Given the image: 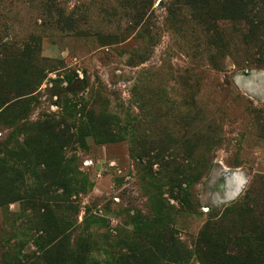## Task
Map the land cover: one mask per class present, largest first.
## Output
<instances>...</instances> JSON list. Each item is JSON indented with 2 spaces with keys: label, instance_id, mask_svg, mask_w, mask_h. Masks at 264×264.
Segmentation results:
<instances>
[{
  "label": "rangeland",
  "instance_id": "1",
  "mask_svg": "<svg viewBox=\"0 0 264 264\" xmlns=\"http://www.w3.org/2000/svg\"><path fill=\"white\" fill-rule=\"evenodd\" d=\"M144 3L149 7L142 0H0V42L37 38L45 76L28 104L0 109V174L14 168L12 180L22 179L17 200L0 206V264L37 252L50 214L67 229L91 232L87 264H117L128 244L147 248L151 241L174 248L160 264H203L195 241L221 242L222 233L239 231L241 219L225 211L252 188L253 215L264 229V2L246 11L236 2L230 10L238 18L245 11L256 27L249 35L250 25H241L249 35L242 41L237 23L219 21V35L202 23L213 0ZM82 110L111 123L65 149L66 170L78 176L70 179L82 184L70 181L74 192L60 203L57 171H42L38 181L30 173L35 144L44 141L35 125L52 117L79 133ZM198 132L204 138L191 139ZM157 150L185 165L174 182L195 177L190 195L177 197L160 175ZM238 176L242 187L227 199ZM206 223L211 227L202 228Z\"/></svg>",
  "mask_w": 264,
  "mask_h": 264
},
{
  "label": "trees",
  "instance_id": "2",
  "mask_svg": "<svg viewBox=\"0 0 264 264\" xmlns=\"http://www.w3.org/2000/svg\"><path fill=\"white\" fill-rule=\"evenodd\" d=\"M213 1L216 8L210 7L200 14L202 23L211 34H221L223 26L219 24V21H224V19L237 23L236 26L234 25L233 31L235 30L236 38L240 41L245 38L248 39L250 34L256 32V27L249 15L245 13V9L246 6L251 3L256 1L264 2V0ZM236 2L237 6L242 3L245 10V15L240 18L233 16L232 12H230V10L235 7ZM142 4L145 9L149 7L144 3V0H142ZM245 24L250 25L249 35H246L244 31L242 32L240 29L241 25L243 26ZM217 41L220 42L219 37L217 39L211 38L213 44H216ZM235 49L236 46L234 50ZM38 53L39 40L35 37L28 38L20 46L14 42H0V109H9L18 103L25 102L28 104V102H30L33 97L32 94L36 92L45 77L43 72H41V70L43 71V62L39 59ZM3 79H5L6 82H3ZM81 112L86 120L84 122H79V133H73L71 130L75 127V124H68L63 120L55 121L52 117H49L48 120L43 121L41 124L38 123L35 125L40 128L41 133L44 135V141L41 143V148L35 144L39 151L35 154L36 163L31 166L30 173L33 175V178L38 181L41 179L40 173L42 171L46 169L57 171V176L54 181H56L57 187L61 191V194L56 196L61 198V200H59L60 203L65 201L64 196L74 192L73 185L71 186L70 181H73L76 186L82 184L81 179L78 183L77 180L79 178L70 179L77 176V174L73 173L72 175V170L68 172L66 170L67 161H64L63 156L65 149L73 145L76 140L83 141L85 137L91 135L93 130H96L97 125L103 123L108 125L107 123L109 122L100 115L94 116L92 111L86 110L85 112L82 110ZM261 112L264 114V110ZM200 134L201 133L191 137V139L194 140L196 137V139L199 138V141L202 140L204 137ZM102 135L103 133L99 134V136ZM104 135L111 136L113 134L105 133ZM36 139L34 143L40 140L38 137ZM139 152L145 157L149 155V152L144 149H140ZM160 153L161 158L159 157ZM166 153V150H157V152H155V156L161 159L158 164L160 175L166 177L167 184L169 183L172 187L176 188L175 195L177 197L190 195L187 193L191 190L193 178L195 177L183 176L179 181L174 182L175 180L172 178L173 174L178 172L185 165H180L177 161L173 162L171 156L169 157L170 160H165L164 157ZM12 170H14V168H11L10 171L9 169L6 170L5 174H0V206L17 200L19 193L15 183L17 182L20 184L22 179L14 178L12 180L14 176ZM202 174H204V171H202ZM261 181H264V176L261 177L259 183H261ZM182 185H184V188L181 187ZM46 186V181L45 183H38L36 187H33V193L29 197L26 196V200L33 201L36 195H40L41 190L43 191ZM168 188L170 189L171 187ZM26 192H28V190ZM253 193V188L252 190L249 189L238 202L231 205V207L225 211L227 212V216H236L241 219L237 221V223H240V226H238L239 231L232 230L229 233H222L223 240L221 242L204 240L202 244L201 240L195 241V253L200 255L203 264H264V229L258 225L259 223L256 221L257 217L254 218L253 215L255 212L251 207V203L254 201L256 195V193ZM252 196L253 198L251 199ZM188 202L189 201H187V204ZM29 204L31 206L32 204L34 206L36 205L34 202ZM189 205L191 209H193L192 204ZM47 209L48 208H44V212H46ZM25 223V220L20 221V226L15 231L16 234H24ZM63 223L64 219L62 217H57L52 214L46 216V218L42 220L43 226H41V235L37 239L38 251L29 254L25 253L19 258H15L12 264H87L86 262L89 261V255L93 249L91 232L85 227L81 229V231L80 227L75 226L67 229L63 226ZM206 224L202 228L211 227L210 224ZM241 238L245 240L244 243L239 241ZM225 243L228 245V250L225 249ZM126 247V252L120 250L117 264H160V259L165 258L174 249L173 246L169 249L166 244L153 241H151L150 246L147 248H143L142 246L136 248L132 244H128Z\"/></svg>",
  "mask_w": 264,
  "mask_h": 264
},
{
  "label": "water",
  "instance_id": "3",
  "mask_svg": "<svg viewBox=\"0 0 264 264\" xmlns=\"http://www.w3.org/2000/svg\"><path fill=\"white\" fill-rule=\"evenodd\" d=\"M244 182V179H243V177H240V176H238L237 178H235V184H239V183H243ZM234 195L233 194H231V192L229 193V194H227V199H229V198H232Z\"/></svg>",
  "mask_w": 264,
  "mask_h": 264
},
{
  "label": "bare ground",
  "instance_id": "4",
  "mask_svg": "<svg viewBox=\"0 0 264 264\" xmlns=\"http://www.w3.org/2000/svg\"><path fill=\"white\" fill-rule=\"evenodd\" d=\"M234 179H235V178H234ZM242 184H243V183H239V184L237 185V187L234 189V191L231 192V194L236 195L237 192H238V191L240 190V188L242 187Z\"/></svg>",
  "mask_w": 264,
  "mask_h": 264
}]
</instances>
